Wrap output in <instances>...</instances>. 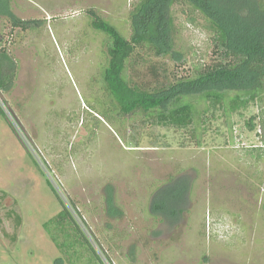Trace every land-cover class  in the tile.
I'll use <instances>...</instances> for the list:
<instances>
[{"label":"rangeland","instance_id":"obj_1","mask_svg":"<svg viewBox=\"0 0 264 264\" xmlns=\"http://www.w3.org/2000/svg\"><path fill=\"white\" fill-rule=\"evenodd\" d=\"M136 1L0 0L1 12L9 4L16 18L39 22L22 29L0 18V44L16 62L0 86V264H70L44 227L62 210L59 197L76 203L102 264H264V150L247 125L257 107L235 113L231 132L215 113L197 144L192 127L131 121L102 92L108 38L91 10L130 39ZM188 9L173 12L181 59L151 57L173 82L212 60ZM136 53L128 77L154 88L151 58ZM108 187L121 214H108ZM156 194L162 216L183 213L164 223Z\"/></svg>","mask_w":264,"mask_h":264},{"label":"trees","instance_id":"obj_2","mask_svg":"<svg viewBox=\"0 0 264 264\" xmlns=\"http://www.w3.org/2000/svg\"><path fill=\"white\" fill-rule=\"evenodd\" d=\"M184 4L192 14L187 22L203 27L210 37L212 60L195 65L191 74L173 82L168 80L170 72L166 63L153 61L151 57L181 59L182 55L176 49L177 25L173 12L176 6ZM91 12L94 16L92 26L108 38V59L101 66L105 69L102 92L120 113L129 115L131 121L136 117H153L163 126L192 127L194 140L200 144L208 129L207 123L214 120L215 113L221 112L231 132L234 127L232 116L255 106L258 111L252 112L247 125L249 130L257 131L264 150V0H137L131 11L130 39L116 25ZM8 15L14 26L22 29L39 27L38 21L16 18L11 10ZM137 49L144 50L142 54L151 58L150 62L147 58L143 61L149 66V76L155 80L154 88L140 77L139 81H132L127 75L130 59L136 56L139 62L143 57L136 53ZM11 63L15 65L14 58L0 44L2 87L7 83L4 65ZM111 196L108 187V214H121ZM59 199L62 210L44 224L47 233L70 264H102L100 255L72 211L82 218L76 203L71 202L70 207L61 197ZM163 207V201L156 194L152 211L166 224L170 223L171 216L184 211L173 209L172 215L162 216ZM62 261L63 258H58L55 262L62 264Z\"/></svg>","mask_w":264,"mask_h":264},{"label":"crops","instance_id":"obj_3","mask_svg":"<svg viewBox=\"0 0 264 264\" xmlns=\"http://www.w3.org/2000/svg\"><path fill=\"white\" fill-rule=\"evenodd\" d=\"M7 11H8V12H6V13L3 12V11H2V12L0 11V18H1V17H5L6 15L8 16V13H9V11H10V6H9V4H8V10H7ZM0 34H1V32H0ZM2 38H3V36H2Z\"/></svg>","mask_w":264,"mask_h":264},{"label":"water","instance_id":"obj_4","mask_svg":"<svg viewBox=\"0 0 264 264\" xmlns=\"http://www.w3.org/2000/svg\"><path fill=\"white\" fill-rule=\"evenodd\" d=\"M2 39V35L0 34V40Z\"/></svg>","mask_w":264,"mask_h":264},{"label":"built area","instance_id":"obj_5","mask_svg":"<svg viewBox=\"0 0 264 264\" xmlns=\"http://www.w3.org/2000/svg\"><path fill=\"white\" fill-rule=\"evenodd\" d=\"M1 98V97H0Z\"/></svg>","mask_w":264,"mask_h":264}]
</instances>
